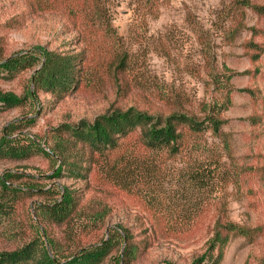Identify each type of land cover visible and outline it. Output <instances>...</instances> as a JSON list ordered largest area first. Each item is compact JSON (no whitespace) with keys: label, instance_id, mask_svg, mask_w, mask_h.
<instances>
[{"label":"rangeland","instance_id":"1","mask_svg":"<svg viewBox=\"0 0 264 264\" xmlns=\"http://www.w3.org/2000/svg\"><path fill=\"white\" fill-rule=\"evenodd\" d=\"M99 1L113 31L75 15L67 0H0L1 58H42L46 50L74 54L85 74L79 90L60 98L35 88L34 68L14 77L0 69V140L24 136L47 148L51 128L92 122L117 108L154 117L185 114L202 126H215L213 115L219 129L205 130L200 140L219 157L222 172L211 177L207 161L163 155L153 163V178L124 188L105 171L88 181L56 175L59 163L44 154L0 159V193L2 179L24 189L11 218L0 222V251L52 238L70 256L82 245L108 239L110 228H128L139 242L146 229L166 225L180 229L160 233L131 264H191L207 253L220 216L251 232L232 236L220 264H264V199L257 183L240 177L264 154V56L254 62L247 48L262 40L254 30L264 19L252 5L264 0H160L157 11L137 0ZM254 117L257 125L250 121ZM195 167L205 171V179H195ZM65 188L83 196L82 207L107 210L106 226L86 231L79 219L71 225L47 221L39 206L60 200ZM177 205L193 212L190 219L169 216ZM123 249L121 242L104 264H124Z\"/></svg>","mask_w":264,"mask_h":264},{"label":"trees","instance_id":"2","mask_svg":"<svg viewBox=\"0 0 264 264\" xmlns=\"http://www.w3.org/2000/svg\"><path fill=\"white\" fill-rule=\"evenodd\" d=\"M38 1L49 4L50 0ZM67 1L68 9L74 11L75 15L81 13L84 18L104 28H112L110 23L112 17L106 18L104 14L105 11L107 13L106 4L99 0ZM137 1L141 3V7H149L153 11H157L160 2V0ZM252 8L264 19V5L254 4ZM254 35L262 40L250 41L247 48L252 60L256 62L264 56V26L256 28ZM42 53V58L31 53H21L9 58L0 57V69L7 72L8 77H14L22 70L34 68L32 82L35 88L60 98L80 89L85 78L82 68L79 67L80 56L49 50ZM249 91L253 97H257L254 91ZM210 120L215 126H202L185 114L154 117L135 108L126 110L117 108L98 115L92 122L82 120L77 124H61L51 128L49 138L45 142L47 148L33 138L7 135L0 140V159L23 160L44 154L59 163L56 175L88 181L92 175L105 171L124 188L135 187L142 180L153 178L158 171L153 163L160 161L163 155L169 158L185 156L189 162L193 158L191 163L199 165L207 161L209 163L206 171L214 177L216 170L222 172L218 166L219 157L216 158L209 145L200 140L201 133L205 130L213 129L217 132L219 129L220 126H217L219 120L213 115L210 116ZM250 121L257 125L260 120L254 117ZM123 146L125 147L120 152ZM112 154H115L114 158H111ZM194 169L196 180L205 179V171L199 172V168L196 167ZM221 176L227 180L230 174L225 171ZM240 177L257 183L264 199V154H261L256 164L243 169ZM1 181L0 222L11 218L15 211L16 199L20 197L19 192L24 190L12 185L8 179ZM61 196L60 200L39 206L47 221L71 225L79 219L86 231L101 230L106 226L107 210L102 207L91 209L82 207L80 203L83 196L73 195L67 188L61 192ZM169 211L170 217L180 214L178 216L185 220L190 219L193 214L191 210H186L185 206L179 205ZM165 212L163 218L168 219V211ZM197 212L198 210L195 211ZM178 229L180 228L154 225L146 229L145 236L137 242L130 229L125 228L124 232H121L116 228H110L108 239L82 245L70 256H64L63 249H60L57 241L52 238H47V244L44 245L34 240L12 251H0V264H104L121 242H124L122 252L124 264H131L141 249L143 251L148 249L153 239L160 236V233L168 231L174 234ZM250 233L249 228L219 216L212 228L207 253L196 258L191 264H205V259L209 255L210 264H220L232 236L248 237Z\"/></svg>","mask_w":264,"mask_h":264}]
</instances>
